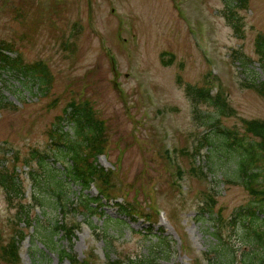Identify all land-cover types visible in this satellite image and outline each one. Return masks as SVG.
I'll use <instances>...</instances> for the list:
<instances>
[{
  "label": "rangeland",
  "instance_id": "374dc122",
  "mask_svg": "<svg viewBox=\"0 0 264 264\" xmlns=\"http://www.w3.org/2000/svg\"><path fill=\"white\" fill-rule=\"evenodd\" d=\"M225 1L0 0V40L12 42L24 61H41L50 76L42 95L10 70H0V104H6L0 106V168H10L7 160L17 154L21 199L32 202L34 220L32 227L16 223L17 203L0 187V246L10 240L14 224L23 230L16 264H70L60 260V249L74 255L76 264H107L118 256L147 255L158 237L168 243L165 252L152 255L158 264H207L203 252L215 244L212 257L219 262H226L227 249L234 251V264L258 263L263 249L246 235L242 211L252 205L262 218L264 204L246 190L238 169L245 151L228 146L221 131L254 145L264 187L260 137L245 132L247 121L264 122V90L258 88L264 68L254 46L257 35H264V0L235 8L241 36L224 16L236 0ZM22 10L24 20L17 17ZM187 84L211 96L220 92L224 113L203 102L202 92L187 95ZM70 100L88 101L105 123L107 141L97 164L112 171L115 199L142 214L157 210L154 224L120 213L115 200L102 199L88 215L80 202L97 195L93 183L85 188L69 181L66 199L76 205L64 217L50 191L35 189L31 173L50 186V168L63 174L71 165L56 159L58 145L47 134L69 111L64 109ZM60 125L74 139V124L65 117ZM38 153L49 154L41 165ZM211 196L212 212L199 214L197 206ZM236 211L241 213L235 225L229 224ZM61 219L77 228L72 238L54 230ZM259 224L249 223L264 228Z\"/></svg>",
  "mask_w": 264,
  "mask_h": 264
},
{
  "label": "trees",
  "instance_id": "16d2710c",
  "mask_svg": "<svg viewBox=\"0 0 264 264\" xmlns=\"http://www.w3.org/2000/svg\"><path fill=\"white\" fill-rule=\"evenodd\" d=\"M21 5H23V3L20 2L19 6L21 7ZM237 7L241 9L246 8V0H236V3L232 5V7L228 6V10L224 12V16L232 27L235 35L241 36L239 33L241 32L242 20L238 13L235 12V8ZM22 8H25V6H22ZM26 11L27 10H22L20 13H18L17 17H20L22 20H24V14L27 16ZM254 46L255 52L258 55L259 64L264 68L263 34L257 35ZM235 53H238V51ZM234 57L235 59H240L239 54L234 55ZM3 69L10 70L16 76L26 80V84L37 87V90H39L42 95L47 94L50 89V76L47 67L41 61H24L19 54L14 52L13 43L8 40H0V70ZM258 88L259 90H264V80L260 83ZM185 90L187 95H193V92L195 95H198V93L202 92L200 96L203 102L214 106L218 114L224 113L226 106L225 102L221 99V95H219L220 92L215 96H211L209 91H201V88L194 89L193 87H190L189 84H187ZM0 106L4 107L6 104H0ZM7 106H10L12 109L17 108V105H13L11 103L7 104ZM68 109L69 111H67ZM64 111L67 112H65L64 117H59L58 126H53L47 131V134L50 137V144L53 146L58 145L57 148L54 149L56 155H59V158L57 157L56 159H68L71 162V165L66 166V171L63 172V174L62 172L59 173L57 170L50 168V179L54 182L50 186H46L44 183L41 184L39 181H37V176L31 173L32 179L36 180L37 182L35 189L50 191V195L54 198V204L62 215L61 217H64L67 213L75 210L76 204H73L71 207V201L66 199V186L69 185V181H79L85 188L89 187V185L93 183L97 189L98 195L90 199L85 197V199L80 202L83 208L88 211V215H93V212H95L93 210L100 208V201L102 199H105L106 201L116 200L114 193L112 194V171L108 169L105 170L97 164L98 156L104 154L105 143L107 141L105 123L94 115L92 107L88 101L77 103L75 100H70L67 102V107L64 109ZM65 117L74 124V139H72L68 132L62 131L60 123ZM245 132L246 134L260 137L258 144L264 149V122H257L254 120L247 121L245 124ZM221 133L224 134L225 138H227L226 144L228 146L233 147L234 149L237 148L239 151H245V153L239 159L238 169L245 178L246 190L253 195V199L255 201L263 205L264 187H261L258 183V178L261 176L258 167H261L262 165L257 164L262 158L258 155V153L255 152L254 145L250 144L247 146L241 142V139H231L230 131L222 130ZM200 144H203V141H201ZM48 155L49 154L44 153L42 156H40L38 153V156L36 157L38 158V163L40 165L45 163V160L47 159L46 157H48ZM18 162L19 159L17 154H14L9 160H7L6 163L7 165L10 163V168L7 166H1L0 187H2L5 191L7 200H15L17 203L18 209L14 218L16 219V223L21 221L24 225L32 227V222L34 220L29 216V209L32 205V202L29 204L30 206L22 202L21 197H23L24 190L19 184L18 173L16 172ZM176 168L177 174L180 177L182 175V171L180 168ZM32 200L37 202L36 196H33ZM114 204L117 206L118 211L122 214H125L127 217H133L135 215L146 218V220L150 221L151 224L156 222L155 217L157 216V210L142 214L139 212L140 210H138V208H135L129 202L123 203L122 201H115ZM214 204V197L211 196L205 198L197 206L199 214L211 213L213 210L212 206H214ZM246 209L242 211L244 214L242 215V218L246 217L247 220L246 224L243 223V227H245L246 235L252 237L255 243L261 249H263L262 256L258 260L257 264H264V228L261 229L257 226L252 227L249 225V223L251 224L257 220L260 222L259 225L264 227V213L262 212V218H258L256 215V208L254 206H248ZM240 213L241 211H236L228 223L235 225L236 217H239ZM216 221H220L218 216ZM12 230L13 235L10 237V240L4 245L0 246V262L2 261L6 264H16L19 262L18 244L19 241L24 237L21 227L18 228L14 224ZM54 230L57 232L62 230L65 236L72 238L77 228L73 225L66 227L65 223L61 219L55 223ZM216 240L219 241V238L216 237ZM51 242L53 244L51 247L55 248V243L53 241ZM164 243L165 242H163V240L158 237L157 240L151 245L147 255H127L125 256V259H122L118 256L116 260H110L107 262V264H158L156 258L152 255L158 249L162 252H165L166 247H168V243ZM215 245L217 246V244ZM216 246H213V249H210L209 252H203V256L207 260V264H234L237 262L233 250L226 249L224 254V261H226L225 263L219 262L216 258H213L212 251H216ZM58 254L60 256V260L66 258L69 260L70 264H76L77 260L75 259L74 255L67 252L66 250L60 249L58 250ZM88 256L90 260H94V255L92 253H90ZM83 263L87 264V261H84ZM243 264L248 263L245 262Z\"/></svg>",
  "mask_w": 264,
  "mask_h": 264
}]
</instances>
